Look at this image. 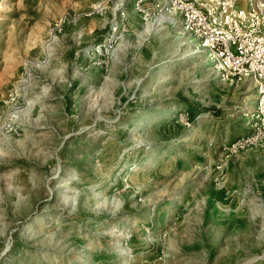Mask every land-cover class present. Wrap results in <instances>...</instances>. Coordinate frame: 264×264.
<instances>
[{"label": "rangeland", "instance_id": "1", "mask_svg": "<svg viewBox=\"0 0 264 264\" xmlns=\"http://www.w3.org/2000/svg\"><path fill=\"white\" fill-rule=\"evenodd\" d=\"M181 24L0 0V264H264V148H227L255 87Z\"/></svg>", "mask_w": 264, "mask_h": 264}, {"label": "built area", "instance_id": "2", "mask_svg": "<svg viewBox=\"0 0 264 264\" xmlns=\"http://www.w3.org/2000/svg\"><path fill=\"white\" fill-rule=\"evenodd\" d=\"M182 18V29L198 39L212 67L230 84L252 81L255 105L250 131L228 144L236 153L264 148V0H162Z\"/></svg>", "mask_w": 264, "mask_h": 264}, {"label": "trees", "instance_id": "3", "mask_svg": "<svg viewBox=\"0 0 264 264\" xmlns=\"http://www.w3.org/2000/svg\"><path fill=\"white\" fill-rule=\"evenodd\" d=\"M188 115H189V118H190V119H193V118H194V113H193L192 110H190V111L188 112Z\"/></svg>", "mask_w": 264, "mask_h": 264}]
</instances>
